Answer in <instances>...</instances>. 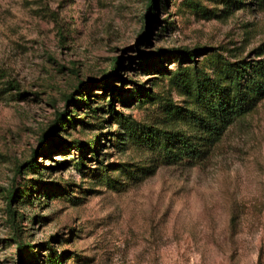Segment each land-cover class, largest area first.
<instances>
[{"label":"rangeland","instance_id":"obj_1","mask_svg":"<svg viewBox=\"0 0 264 264\" xmlns=\"http://www.w3.org/2000/svg\"><path fill=\"white\" fill-rule=\"evenodd\" d=\"M148 1L0 0V264H264V98L180 153L264 9Z\"/></svg>","mask_w":264,"mask_h":264},{"label":"trees","instance_id":"obj_2","mask_svg":"<svg viewBox=\"0 0 264 264\" xmlns=\"http://www.w3.org/2000/svg\"><path fill=\"white\" fill-rule=\"evenodd\" d=\"M156 1L149 0L148 7L152 8ZM254 3L259 9H264V0H254ZM252 51L254 58L226 60L215 78L205 81L197 80L193 84L197 90L196 100L201 108L193 114L196 136L192 139L187 137L181 140L180 153L186 158L191 160L202 158L220 141L227 128L235 120L249 112L258 101L264 98V41ZM195 53L196 51L192 49L173 48L169 54L179 57L180 60L193 61ZM148 60L151 64L150 58ZM112 71L114 73L118 71L117 64H114ZM185 84L191 89V83ZM111 87L108 84L105 90ZM168 143H170L169 138L160 141L164 149L168 148ZM16 197L18 196L15 190L9 189L8 196H6L9 204Z\"/></svg>","mask_w":264,"mask_h":264}]
</instances>
